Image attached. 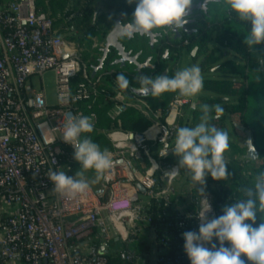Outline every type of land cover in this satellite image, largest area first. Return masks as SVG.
<instances>
[{
	"label": "built area",
	"instance_id": "1",
	"mask_svg": "<svg viewBox=\"0 0 264 264\" xmlns=\"http://www.w3.org/2000/svg\"><path fill=\"white\" fill-rule=\"evenodd\" d=\"M49 72L55 73L53 104L44 89L33 84L34 78L42 79ZM111 74L90 77L76 41L55 27L35 0H0V264H109L125 242L133 241L131 235L140 241L147 229L154 242L156 228L147 210L152 199L168 200L174 193L171 189L180 169L154 163L148 137L161 150L169 144L179 108L189 103L186 97L171 100L163 123L157 121L159 111H152L158 115L150 117L155 122L150 136L122 130L108 134L113 166L104 173L103 188L90 187L72 197L56 192L48 179L52 170L69 176L74 148L63 141L62 126L79 116L90 117L93 126L97 123L96 114L85 112L79 103L94 100L101 82ZM112 90L117 92L112 98L117 103L111 116L129 106L145 114V109L124 101L115 79ZM145 156L151 164L144 162ZM173 170L177 174L169 175ZM203 199L211 208L206 218L218 217L213 197L206 192L195 198V212L181 211L171 225L183 233L197 232L202 223L198 215L206 204ZM165 205L164 214L169 203ZM155 243L157 263L190 264L184 249L173 258L167 254V240ZM126 258L131 261L133 256Z\"/></svg>",
	"mask_w": 264,
	"mask_h": 264
},
{
	"label": "trees",
	"instance_id": "2",
	"mask_svg": "<svg viewBox=\"0 0 264 264\" xmlns=\"http://www.w3.org/2000/svg\"><path fill=\"white\" fill-rule=\"evenodd\" d=\"M203 1L191 0V3ZM35 2L39 11L45 12L52 18L55 27L78 42L80 61L85 63L90 77H96L113 69V66L107 65L92 76L97 60L89 53L96 49L92 48L88 40L92 37L104 38L110 29L111 19L109 15H102L100 12L95 17L94 14L98 7H102V9L114 10L113 16L131 15L136 7V0L131 2L129 0H35ZM206 10L205 20L197 31L191 36L184 37V40L188 41L184 51L197 49L196 54L200 56L198 67L201 70L203 87L197 96L195 107L193 102H189L179 108L176 129L184 126L193 127L200 123L203 105L219 104L224 109L223 114L217 119L214 110L210 111L208 123L228 134L229 147L224 153V158L229 174L223 180H213L210 176H206L205 184L202 186L196 185L188 170L179 168L180 178L176 181V189L169 199L151 200V206L147 210V214L152 219L151 226L156 228L157 241L163 239L168 241L167 254L173 258L180 255L184 249L183 232L171 225L181 211L195 212L197 208L195 198L207 192L212 195L214 207L220 216L227 204L248 198L249 189L254 191L256 176L264 171V41L252 48L246 45L244 40L247 31L251 29V23L240 21L236 14L227 8L226 0H210ZM118 74L112 72L111 76L103 79L100 92L94 100L79 103L85 112L92 111L97 116V123L93 126L92 132L82 133L80 140L90 138L100 146L101 150L106 149L108 152L113 149V144L108 138L110 132L138 131L150 136L155 126V122L149 116L133 106H129L115 117L110 115L117 103L112 99L117 93L112 90V85L113 79L116 80ZM121 93L124 101H131L132 97L136 96L129 89L122 90ZM177 94L178 92H165L159 96L146 98L152 110L159 111L158 122L166 121L168 105ZM236 124L244 126L252 133L253 144L258 151V158L255 161L245 157L246 133L238 129ZM175 137L176 130L172 139ZM148 138L150 157L154 163L161 167L179 166V157L174 153L160 156L161 146L151 136ZM144 162L151 164L148 156H145ZM69 167V176L85 179L95 190L104 187V178L92 183L95 179L93 170L82 169L75 159ZM201 187L204 189L203 193L199 191ZM166 203L169 205L167 213L164 214ZM262 222H264V211H259L255 225ZM131 238L133 241L125 242L120 254L110 257L109 264L148 262L150 246L143 240L138 241L137 236L131 235ZM113 242L117 244L114 240ZM212 243L216 241L213 240ZM129 254L133 256L131 261L126 258Z\"/></svg>",
	"mask_w": 264,
	"mask_h": 264
},
{
	"label": "clouds",
	"instance_id": "3",
	"mask_svg": "<svg viewBox=\"0 0 264 264\" xmlns=\"http://www.w3.org/2000/svg\"><path fill=\"white\" fill-rule=\"evenodd\" d=\"M131 2V0H129ZM207 0L202 4L205 10ZM191 0H136V7L127 23H117L120 35L131 38L134 33L152 34L153 29H183L188 23L186 14ZM226 6L242 22H250L244 42L249 48L264 41V0H226ZM118 87L127 90L129 81L123 73L116 76ZM139 87L134 89L141 95L159 96L165 92H178L184 97L195 96L203 87V78L198 66H191L168 75L149 78L141 76ZM219 118L224 109L219 105H203L201 122L193 127L176 129L174 154L179 157V168L192 174L196 185H204L205 177L223 180L229 174L224 153L229 147L228 134L208 123L210 111ZM93 123L88 116H79L62 126V139L74 148V159L84 170H93L95 179L92 183L105 178L106 170L113 166L111 153L90 138L82 141V133H90ZM168 150V149H167ZM167 150L160 153L165 156ZM154 168L156 165L153 164ZM173 170L169 175L177 174ZM79 175V173H77ZM48 179L53 189L61 194L77 197L90 189V184L83 178L67 176L64 171H50ZM203 187L200 192L203 193ZM248 198L223 208V214L207 219L211 210L207 202L199 213L200 224L197 232L183 233L184 251L190 264H264V222L255 225L257 213L264 211V171L255 178L254 191L249 189ZM255 225V226H254ZM213 240L216 243H212ZM227 242V246L225 244ZM205 244H211L206 247ZM217 244L219 246H217ZM243 257V258H242Z\"/></svg>",
	"mask_w": 264,
	"mask_h": 264
},
{
	"label": "flooded vegetation",
	"instance_id": "4",
	"mask_svg": "<svg viewBox=\"0 0 264 264\" xmlns=\"http://www.w3.org/2000/svg\"><path fill=\"white\" fill-rule=\"evenodd\" d=\"M197 11L191 7L187 10L186 18L188 23L183 29L178 31H173L171 28H159L153 29L152 34L137 32L131 38L119 36L118 41L124 47L122 54L114 46H110L106 52L104 51L106 35L103 45L98 48L100 55L96 59L97 65H99L100 59L105 55L103 68L107 65L118 67L121 73L132 83L138 85V79L141 76L149 78L164 75L173 76L177 70L175 69V63L178 61L179 56L185 53V46L188 45V41L184 40V37L191 36L197 31L196 26L199 24L196 17ZM132 14L133 12L131 15L126 16L119 14L117 18L121 15L120 23H127L130 21ZM117 18L113 19L108 33L115 28ZM124 53L130 54L124 57Z\"/></svg>",
	"mask_w": 264,
	"mask_h": 264
},
{
	"label": "rangeland",
	"instance_id": "5",
	"mask_svg": "<svg viewBox=\"0 0 264 264\" xmlns=\"http://www.w3.org/2000/svg\"><path fill=\"white\" fill-rule=\"evenodd\" d=\"M198 10L196 12V17L199 21V24L196 26L197 29L200 27V25L204 22L205 20V15H204V10L202 9H196ZM100 12V14L102 15H109V17H111L110 19V28L112 26L113 23V19L117 18V16H113L114 10H108V9H102V7H98L97 11L94 14V17L97 16V14ZM109 31V30H108ZM77 32V31H76ZM105 38H100V37H92L90 38L88 41L91 42V46L92 48H95L96 50L101 47L104 43ZM87 41V43H88ZM77 46L79 45L78 42L76 41ZM86 43V44H87ZM79 49V48H78ZM96 50H91V52L89 53V55H94L95 59L98 58V56L100 55V53H98V51L96 52ZM93 52H96L93 54ZM197 49H193L192 51H188L185 53H182L181 56H179L178 61L175 63V69L176 72L179 70H182L184 68L187 67H191L193 65L198 66V62L200 60V56H198V54H196ZM193 55V56H191ZM110 71V70H109ZM112 72H118L121 73V71L119 70L118 67H113V69L111 70ZM126 77V76H125ZM127 78V77H126ZM128 79V78H127ZM129 83L132 84L135 87H139L138 84L132 83L129 79H128ZM33 84L36 88H43L46 96L49 100L50 103H55L56 102V86H55V73L54 72H49L47 74H45L42 79L41 78H34L33 79ZM201 92H198L195 96L189 97L192 99V101H196L197 96L200 94ZM176 96H181L179 94H177ZM214 96V95H212ZM131 102H133L135 105H137L139 108H143L145 109V115L149 116V117H154L155 115H158L156 113H154V115H152V108L150 107L151 105L149 104V102L146 100V98H142V97H138V96H133L131 99ZM229 124V122H228ZM176 138V137H175ZM175 138L172 139L169 142L170 147L174 146L175 143ZM151 237H153V234L151 233V231L149 230H144V232L142 233L140 240H143L146 244H149L148 241L151 242ZM227 246V242L225 243ZM142 250V249H141ZM243 258V257H242ZM245 259V264H249V262Z\"/></svg>",
	"mask_w": 264,
	"mask_h": 264
},
{
	"label": "water",
	"instance_id": "6",
	"mask_svg": "<svg viewBox=\"0 0 264 264\" xmlns=\"http://www.w3.org/2000/svg\"><path fill=\"white\" fill-rule=\"evenodd\" d=\"M209 1L210 0H207V3ZM204 2H205V0L203 2H199L197 4H192L191 3L190 6H189V8L191 7L193 9H202L201 6H202V4H204ZM207 3H206V5H207ZM205 10H206V8H205ZM120 21H121V15L116 19V25H117V23H120ZM119 36H121V35L119 33L118 28L115 26V28L112 29L107 34L106 46L104 48V51L105 52L109 49L110 46L116 47L120 51V54H122V52H124V50H123L124 47H123L122 43L118 41V37ZM129 54L130 53H124L123 56L126 57ZM104 58H105V55L100 59L99 65L93 67L92 76H95V74L99 70H101L103 68ZM136 88H138V87H135V86H133L132 84L129 83L128 89H129V91L132 94H134V95H136L138 97H142V98H147V97H150L151 96V95L145 96V95H141V94L135 92L134 89H136ZM236 126L238 127V129H240L241 131H245V133H246L245 145L247 146V152L245 154V157L248 158V159H251V160L255 161L258 158V151H257V149L255 148V146L253 144L252 133L250 132V130L245 129L244 126H241V125H238V124H236ZM166 150H167V154L166 155H169V154L174 153V147L173 148H169L168 147V144L164 146V148L160 151V153H163ZM138 189L141 192H145V188L141 184H138ZM100 192H102V190H100Z\"/></svg>",
	"mask_w": 264,
	"mask_h": 264
},
{
	"label": "crops",
	"instance_id": "7",
	"mask_svg": "<svg viewBox=\"0 0 264 264\" xmlns=\"http://www.w3.org/2000/svg\"><path fill=\"white\" fill-rule=\"evenodd\" d=\"M184 97V96H183ZM188 100H189V102H193V107H195L196 106V101L194 102V101H192V99L191 98H189V97H186ZM168 147L169 148H173V147H170V145L168 144ZM160 151H161V149H160ZM160 154V153H159ZM178 177H180V174H179V176ZM176 189V186L174 185L173 187H172V189H171V191L173 190H175ZM153 234V233H152ZM153 237H151V242L150 241H148V245L150 246V254L149 255H147V258H149V260H148V262L147 263H145L144 262V264H159V263H157V255H158V248H157V245H156V234H155V232H154V242H153V239H152ZM115 242H117V245H119L118 243V239H115ZM144 260V259H143Z\"/></svg>",
	"mask_w": 264,
	"mask_h": 264
}]
</instances>
